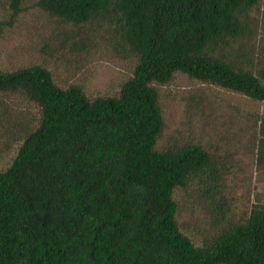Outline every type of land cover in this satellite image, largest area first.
Here are the masks:
<instances>
[{
  "label": "trees",
  "instance_id": "trees-1",
  "mask_svg": "<svg viewBox=\"0 0 264 264\" xmlns=\"http://www.w3.org/2000/svg\"><path fill=\"white\" fill-rule=\"evenodd\" d=\"M261 1H38L74 25L105 19L136 65L117 93L95 97L60 86L41 64L0 66V95L37 109L0 171V264H264V203L232 222L225 165L200 144L158 148L157 87L184 73L264 101ZM23 2L12 0L13 18ZM259 121L264 162V114ZM193 185L218 203L222 227L200 243L178 217L177 192Z\"/></svg>",
  "mask_w": 264,
  "mask_h": 264
},
{
  "label": "rangeland",
  "instance_id": "rangeland-1",
  "mask_svg": "<svg viewBox=\"0 0 264 264\" xmlns=\"http://www.w3.org/2000/svg\"><path fill=\"white\" fill-rule=\"evenodd\" d=\"M38 1L24 0L13 18L12 0H0V66L13 70L41 64L62 87L79 84L92 97L117 93L132 76L136 58L117 43L106 20L74 25L42 10ZM253 16L264 20V0ZM157 87L165 120L158 148L205 147L227 170L223 208L230 210L232 222L245 221L255 203H264V162L259 160L264 101L184 73ZM36 122L35 106L0 95V171L11 163L23 130ZM177 199L179 223L186 234L200 243L220 232L213 211L218 203H210L197 185L179 190Z\"/></svg>",
  "mask_w": 264,
  "mask_h": 264
}]
</instances>
